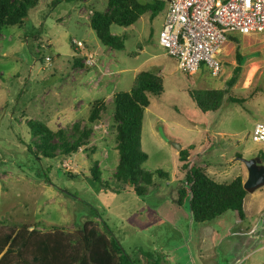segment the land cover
I'll list each match as a JSON object with an SVG mask.
<instances>
[{"label":"rangeland","instance_id":"1","mask_svg":"<svg viewBox=\"0 0 264 264\" xmlns=\"http://www.w3.org/2000/svg\"><path fill=\"white\" fill-rule=\"evenodd\" d=\"M92 9H106V0H38L21 24L0 29V221L72 231L94 220L133 264H264V183L246 191L242 220L227 210L196 224L187 198L176 204L183 175L177 146L191 145L197 162L218 182L244 177L245 161L264 153V143L250 138L253 124L264 121V31L233 34L238 42L230 40V55L217 75L200 65L185 76L157 44L165 6L130 25L110 24L109 32L122 39L118 49L103 45L89 27ZM76 41L82 45L71 44ZM236 47L243 56L239 76L220 93L215 110L201 112L187 89L225 88ZM87 52L93 53L90 67L81 62ZM73 56L80 65L71 64ZM140 70L159 74L162 91L149 97L142 113L141 167L153 173V184L136 195L112 176L117 151L110 100L112 93L127 91ZM95 99L104 107L80 150L38 158L27 150L32 141L26 120L69 132L72 123L85 122ZM64 159L69 170L61 166ZM93 160L99 180L89 175ZM256 165L264 169V159ZM156 169L166 177H158Z\"/></svg>","mask_w":264,"mask_h":264},{"label":"trees","instance_id":"2","mask_svg":"<svg viewBox=\"0 0 264 264\" xmlns=\"http://www.w3.org/2000/svg\"><path fill=\"white\" fill-rule=\"evenodd\" d=\"M38 0H0V29L4 26L19 25L26 17L27 9ZM164 0H106V9H92L88 25L98 40L109 48H121L122 39L109 32L110 24L126 26L132 24L142 13L151 16L158 13ZM238 36V35H237ZM234 43L238 39L230 35ZM74 45L73 43H71ZM235 65L224 80L222 89H187L190 98L201 112L213 111L218 106L221 92L226 91L239 76L242 54L234 50ZM73 66L80 65V58L72 57ZM183 75H187L177 67ZM162 91L161 77L155 72L140 70L133 76L127 91L111 94L113 106L111 118L114 123V147L117 162L112 174L116 181L127 183L136 195H142L152 186L153 173L141 167L146 154L140 147L142 113L149 104V97ZM231 102H241V98L226 96ZM104 104L95 99L91 102L86 120L82 125L72 123L70 131L62 128L52 130L45 123L28 119L25 124L31 135L27 150L36 158L70 156L77 148L87 143L91 135V124L99 120ZM188 145L177 151V159L182 171V184L176 190V204L180 206L187 198L191 220L196 224L205 223L230 210L237 220L244 217L242 201L246 191L242 188V178L236 175L228 182H218L209 176L202 164L197 162L198 154ZM264 159V153L256 156ZM158 177L166 173L156 169ZM89 175L100 179L97 161L93 160ZM0 264H133L122 252L118 240L101 231L94 220H83L72 231L58 226L40 231L36 224L6 223L0 221Z\"/></svg>","mask_w":264,"mask_h":264},{"label":"built area","instance_id":"3","mask_svg":"<svg viewBox=\"0 0 264 264\" xmlns=\"http://www.w3.org/2000/svg\"><path fill=\"white\" fill-rule=\"evenodd\" d=\"M164 1L165 13L157 44L187 75L195 73L200 65L211 75H217L221 69V50L229 33L248 35L264 31V0ZM73 44L82 45L79 41ZM45 59L49 60L47 56ZM81 62L84 67L93 66V53L87 52ZM250 138L264 143V121L253 124ZM61 166L70 169L66 159L61 161ZM261 221L264 224V213Z\"/></svg>","mask_w":264,"mask_h":264},{"label":"water","instance_id":"4","mask_svg":"<svg viewBox=\"0 0 264 264\" xmlns=\"http://www.w3.org/2000/svg\"><path fill=\"white\" fill-rule=\"evenodd\" d=\"M159 132L162 135V132L159 128ZM179 146H177V151L179 150ZM258 158L251 159L249 161H245L246 167V179L242 182V188L245 191H251L254 188L258 187L262 183H264V169L256 165Z\"/></svg>","mask_w":264,"mask_h":264},{"label":"crops","instance_id":"5","mask_svg":"<svg viewBox=\"0 0 264 264\" xmlns=\"http://www.w3.org/2000/svg\"><path fill=\"white\" fill-rule=\"evenodd\" d=\"M230 35H233V34H228L227 35V40H226V42L224 43V45H223V48H222V50H221V55H220V58H221V63L223 62V61H225V60H227L228 59V57H229V55H230ZM227 78V77H226ZM225 78V79H226ZM225 79H223V83H224V80ZM217 89V88H216ZM218 89H222V87H219ZM80 102V101H79ZM145 109V108H144ZM141 125H142V121H141ZM188 146V145H187ZM176 154H177V152H176ZM208 174V173H207ZM209 175V174H208ZM210 176V175H209ZM214 180H215V178L213 177V176H211ZM246 177V175L243 177V176H241V178H242V182L244 181V178ZM252 191V190H251ZM251 191H248V192H251ZM245 196V195H244ZM243 207H244V201H242V209H243ZM262 211H264V207L261 209ZM261 212V211H260ZM243 213H244V210H243ZM260 215H262V214H260Z\"/></svg>","mask_w":264,"mask_h":264}]
</instances>
